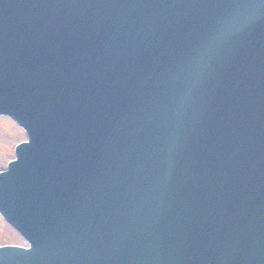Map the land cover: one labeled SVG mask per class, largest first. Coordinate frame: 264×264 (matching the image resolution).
<instances>
[{
  "label": "rangeland",
  "instance_id": "rangeland-1",
  "mask_svg": "<svg viewBox=\"0 0 264 264\" xmlns=\"http://www.w3.org/2000/svg\"><path fill=\"white\" fill-rule=\"evenodd\" d=\"M22 137L11 130L5 123H0V169L4 168L5 160L12 157V148ZM19 244L16 236L7 230L6 226L0 222V244Z\"/></svg>",
  "mask_w": 264,
  "mask_h": 264
},
{
  "label": "water",
  "instance_id": "water-1",
  "mask_svg": "<svg viewBox=\"0 0 264 264\" xmlns=\"http://www.w3.org/2000/svg\"><path fill=\"white\" fill-rule=\"evenodd\" d=\"M94 4V3H93ZM91 7H92V5H91ZM90 10V9H89ZM19 78V77H18ZM17 82V81H16ZM16 84V83H15ZM50 85V84H49ZM48 87V86H47ZM46 89V88H45ZM50 89V88H49ZM46 91V90H45ZM11 95V94H10ZM8 98H9V96H8ZM7 101V100H6ZM78 102V101H77ZM76 104V103H75ZM52 105V104H51ZM37 106H38V103H37ZM73 107H74V105H73ZM40 108V107H39ZM35 109H36V107H35ZM48 111V110H47ZM34 112V111H33ZM70 115H71V112H70ZM21 116V115H20ZM69 117V116H68ZM66 120H67V118H66ZM68 121V120H67ZM0 123H5L11 130H13V131H15L16 133H18L21 137H22V139H23V133L19 130V129H17V127L14 125V124H12V123H10L9 121H7L6 119H0ZM65 124H66V122H65ZM64 127V126H63ZM62 130V129H61ZM61 132V131H60ZM213 228H214V225L213 224H210V226H208L207 227V229H206V232H204V233H201V232H199L198 233V235H199V237L201 238V237H204V235H207L208 234V232H209V235L210 236H213L214 238H216V236H215V233H214V231H212L213 230ZM254 233H258V235H264V231L262 232V231H260L259 229H257L256 231H253ZM257 238H259L258 236H257ZM223 243H224V241H222ZM183 242H180V243H178V246H179V248L181 247L182 249H184L185 247H186V245L185 244H182ZM179 252H182V251H180V250H178L177 251V253L176 254H178ZM222 254V253H221ZM183 255V253L181 254V256ZM180 258H181V256L180 255H178ZM241 260V264H247V261H248V259H246V258H241L240 259ZM239 263H240V261H239ZM231 264H233V263H231Z\"/></svg>",
  "mask_w": 264,
  "mask_h": 264
}]
</instances>
